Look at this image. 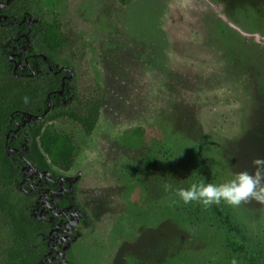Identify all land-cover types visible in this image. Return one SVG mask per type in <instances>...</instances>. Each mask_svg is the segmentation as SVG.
I'll use <instances>...</instances> for the list:
<instances>
[{
	"label": "rangeland",
	"instance_id": "374dc122",
	"mask_svg": "<svg viewBox=\"0 0 264 264\" xmlns=\"http://www.w3.org/2000/svg\"><path fill=\"white\" fill-rule=\"evenodd\" d=\"M39 1L61 24L56 66L70 71L74 111L101 100L92 131L67 116L54 122L76 146L66 173L77 184L74 210L52 216L64 185L49 197L50 172L45 179L28 160L22 167L23 180L35 179L17 186L31 214L50 231L65 222L76 230L67 244L54 242L63 251L53 261L251 264L253 255L264 264V205L222 202V230L212 206L185 205L163 188L224 183L264 158V0ZM1 201L4 264L25 253Z\"/></svg>",
	"mask_w": 264,
	"mask_h": 264
},
{
	"label": "trees",
	"instance_id": "16d2710c",
	"mask_svg": "<svg viewBox=\"0 0 264 264\" xmlns=\"http://www.w3.org/2000/svg\"><path fill=\"white\" fill-rule=\"evenodd\" d=\"M8 1L0 0V183L3 192L0 199L12 215L15 234L25 255L9 254L4 264H56L53 261L55 241L49 233L51 225L42 216L34 217L18 195V185L27 189L34 182L29 178L23 180L22 167L28 160L45 179V174L50 172L49 197H54L64 185L61 200L51 209L52 216L55 212L62 211L65 215L74 210L77 184L67 181L66 173L74 165L76 146L73 135L56 131L54 122L67 116L92 131L99 118L101 100H88L84 113L74 111L73 98L76 100L78 94L69 87L70 71L62 68L55 72L59 69L57 54L64 44L60 22L46 19L39 0ZM12 193L14 196L10 198ZM50 206L54 207L53 203ZM200 207L190 206L198 216ZM211 209L218 226L224 230L229 225L228 210L223 205H213ZM73 231L76 232L75 227ZM226 237L234 251L239 250L230 235ZM250 260L255 264L253 255Z\"/></svg>",
	"mask_w": 264,
	"mask_h": 264
},
{
	"label": "clouds",
	"instance_id": "9594fccd",
	"mask_svg": "<svg viewBox=\"0 0 264 264\" xmlns=\"http://www.w3.org/2000/svg\"><path fill=\"white\" fill-rule=\"evenodd\" d=\"M251 167L252 171L237 172L233 178L220 184L200 182L185 188L165 183L163 188L166 192H174L183 204L195 202L204 209L220 205L222 202L231 207L251 202L264 205V158L254 159ZM232 264H236L235 259Z\"/></svg>",
	"mask_w": 264,
	"mask_h": 264
},
{
	"label": "flooded vegetation",
	"instance_id": "af4514ba",
	"mask_svg": "<svg viewBox=\"0 0 264 264\" xmlns=\"http://www.w3.org/2000/svg\"><path fill=\"white\" fill-rule=\"evenodd\" d=\"M61 69L62 68H59L55 72H58ZM40 175H42V173H40ZM29 179L33 180L35 182V179H33V178H29ZM45 194H47V192ZM51 203H53L54 208H55L56 204H55V200L54 199L50 200L49 204L51 205ZM48 206H46V207H48ZM56 213H62V211H59V212H56ZM74 217H76V216H74ZM59 229H62L61 233H59ZM49 233H50V236L54 239L55 243H57V242L60 243L61 241H64V242H62L63 245L67 244L70 240H72V235H75V232L73 231V227L72 226L70 227L67 222H65L64 226H57V227L53 228ZM54 247L56 249L55 255L58 254V253H62L63 249L60 248L61 246H57L56 244H54ZM51 253L52 252H50V254ZM55 255H54V257H55Z\"/></svg>",
	"mask_w": 264,
	"mask_h": 264
},
{
	"label": "water",
	"instance_id": "95a60500",
	"mask_svg": "<svg viewBox=\"0 0 264 264\" xmlns=\"http://www.w3.org/2000/svg\"><path fill=\"white\" fill-rule=\"evenodd\" d=\"M8 2H10V0ZM2 4L4 5V3H2ZM51 104H52L51 101H49V107L51 106ZM49 107H48V109H49Z\"/></svg>",
	"mask_w": 264,
	"mask_h": 264
}]
</instances>
